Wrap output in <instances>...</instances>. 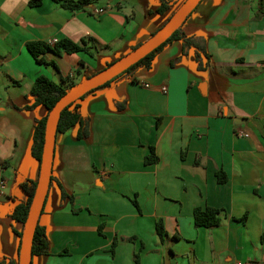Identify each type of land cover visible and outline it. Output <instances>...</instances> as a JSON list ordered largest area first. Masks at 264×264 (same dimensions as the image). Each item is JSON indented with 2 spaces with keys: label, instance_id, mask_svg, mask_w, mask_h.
I'll list each match as a JSON object with an SVG mask.
<instances>
[{
  "label": "crops",
  "instance_id": "crops-1",
  "mask_svg": "<svg viewBox=\"0 0 264 264\" xmlns=\"http://www.w3.org/2000/svg\"><path fill=\"white\" fill-rule=\"evenodd\" d=\"M162 1L96 0L70 11L53 0H0V257L19 261L25 225L12 211L29 197L22 183L40 176L33 136L48 110L27 108L35 80L79 84L102 71L185 0H164L170 8L159 13ZM182 30L204 40L202 68L176 39L149 66L77 102L90 135L79 138L78 126L57 134L39 221L49 254L33 264H137L136 253L140 264H264V0H202ZM90 37L93 56L49 52L39 63L27 48ZM152 147L157 161L147 164ZM207 207L225 210L219 226H195L194 210Z\"/></svg>",
  "mask_w": 264,
  "mask_h": 264
},
{
  "label": "trees",
  "instance_id": "trees-1",
  "mask_svg": "<svg viewBox=\"0 0 264 264\" xmlns=\"http://www.w3.org/2000/svg\"><path fill=\"white\" fill-rule=\"evenodd\" d=\"M56 3L61 4L65 9L70 11H78L82 10L88 5L92 4L96 0H53ZM43 3V0H30L29 5L31 7L40 6ZM171 3L166 1H162L161 5L158 9L159 13H164L170 8ZM179 39L183 43L184 53L186 54L190 48H194L196 50V59L199 65V68L203 67V57L208 58L207 50L205 47V42L203 39L197 37H188L182 30V27L179 28L172 36L169 38L164 44L158 47L156 50L147 55L144 59L139 61L137 64L130 67L127 71L122 73L120 76L133 71L140 65L149 66L155 56L169 43L173 40ZM92 42L96 45V41L94 38L90 37L88 39H82L80 42H74L70 39H61L54 44H49L44 41H33L27 44V48L32 56L39 63H45V55L49 52H53L57 55H61L62 53L73 54L77 52H86L91 56L94 53L91 51L92 47H88V43ZM135 47L134 49L138 48ZM133 49V50H134ZM113 64V63H111ZM108 64L107 66H110ZM84 64H81L83 67ZM79 72V70L77 71ZM118 76V77H120ZM118 77L113 79L116 80ZM112 81L108 82L104 86L109 85ZM77 85L76 82H72L69 85H62L54 82L47 76H39L33 85L32 95L34 97V102L29 105L28 109H34L38 106H45L48 110V114L38 122L33 136V146H32V154L33 156L41 162L44 143H45V131H46V123L49 117L50 112L56 106L58 101L72 88ZM97 90V89H96ZM95 91V90H93ZM91 91V92H93ZM90 92V93H91ZM87 95V94H86ZM85 95V96H86ZM84 96V97H85ZM83 97V98H84ZM82 99V98H81ZM80 100V99H79ZM78 100V101H79ZM72 103L66 109H64L61 113L58 133H64L71 129L74 126H78V137L79 138H88L90 135V118L84 116L78 112V108L76 106L77 102ZM182 157H186V150L183 151ZM157 161V156L155 154V150L152 147L151 153L146 157V163L151 164ZM218 180L220 183H225L227 181V176L224 171L220 170L217 173ZM22 187L28 194V199L25 202L18 204L12 211V217L16 221H19L25 225L27 221V217L30 211L31 203L33 201L35 189L37 187V182L25 181L22 183ZM63 195L66 196V193L63 191ZM133 203L137 208L140 209L139 202L136 199H133ZM225 213L224 209L207 207L205 209L196 208L194 210V222L197 227H206L213 228L219 226L222 222V215ZM246 218L242 219L245 220ZM103 234L102 228L99 231ZM157 232L159 237L163 240L166 236V230L164 226V222L162 219L157 221ZM262 242H264V231L262 234ZM119 240L115 238L111 251L114 254L115 250L118 246ZM49 254V239L47 236L46 228L40 225L37 226L34 243H33V256L38 255H47ZM135 260L137 264H140L139 253L135 254ZM0 264H18V262L12 261L6 257H0Z\"/></svg>",
  "mask_w": 264,
  "mask_h": 264
},
{
  "label": "water",
  "instance_id": "water-1",
  "mask_svg": "<svg viewBox=\"0 0 264 264\" xmlns=\"http://www.w3.org/2000/svg\"><path fill=\"white\" fill-rule=\"evenodd\" d=\"M201 2L202 0H185L179 9H177V11L172 15L169 21L150 39L110 66H106L102 71L77 84L58 101L56 106L50 112L46 123L45 143L40 162V176L27 221L25 223L18 264H33L34 237L50 188L56 138L62 111L72 103L83 98L86 94L104 86L108 82L120 76L130 67L137 64L151 52L164 44L179 28L182 27L188 17L193 13V11H195ZM235 122L244 123V121L240 120H236Z\"/></svg>",
  "mask_w": 264,
  "mask_h": 264
},
{
  "label": "built area",
  "instance_id": "built-area-1",
  "mask_svg": "<svg viewBox=\"0 0 264 264\" xmlns=\"http://www.w3.org/2000/svg\"><path fill=\"white\" fill-rule=\"evenodd\" d=\"M104 11H105L104 9H98V10H95L94 13L96 15H99V14L103 13ZM143 86L146 87V88H150V84H143ZM163 90L165 92H167L168 89H167V87H164ZM244 136L248 137L249 135L245 134ZM5 187H6L5 182L4 181H0V196L3 194V190L5 189Z\"/></svg>",
  "mask_w": 264,
  "mask_h": 264
}]
</instances>
